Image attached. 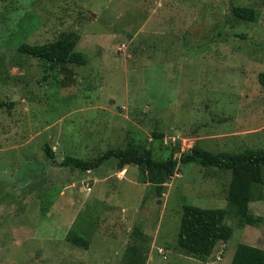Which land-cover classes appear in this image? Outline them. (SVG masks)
I'll return each instance as SVG.
<instances>
[{"label": "rangeland", "instance_id": "rangeland-1", "mask_svg": "<svg viewBox=\"0 0 264 264\" xmlns=\"http://www.w3.org/2000/svg\"><path fill=\"white\" fill-rule=\"evenodd\" d=\"M72 34L87 66L52 70L19 52ZM260 73L264 0H0V101L14 104L0 108V264H127L139 245L145 264H231L239 244L264 247V223L240 228L233 214V237L206 261L178 246L185 204L228 209L229 172L179 163L159 195L136 166H60L131 143L159 161L196 145L264 149ZM253 196L264 219V184ZM71 229L89 249L66 240Z\"/></svg>", "mask_w": 264, "mask_h": 264}, {"label": "trees", "instance_id": "trees-1", "mask_svg": "<svg viewBox=\"0 0 264 264\" xmlns=\"http://www.w3.org/2000/svg\"><path fill=\"white\" fill-rule=\"evenodd\" d=\"M233 15L239 20L252 23L257 22L259 16L255 9L247 7H235ZM77 45V37L72 34L44 45L22 44L19 52L49 64L52 70L64 68L68 64L87 66L89 60L77 51ZM258 78L264 89V73H260ZM13 106V103L0 101V108L12 109ZM43 149L49 160L55 159V152L48 144ZM112 160L117 161L119 172H123L128 166L138 167L141 171V182L154 186L159 195H163L166 185L176 175L179 163H194L231 174L227 192L228 209H203L190 204L183 206L177 241L179 248L186 255L206 261L219 243L228 244L234 235V229L226 225L230 214L238 220L240 228H259L264 223L263 217L253 214L250 208L254 188L264 184V149L246 148L240 153H213L196 145L179 159L173 156L168 160L159 161L154 158L150 149L131 143L126 148L109 149L92 159L67 156L60 166L90 172ZM135 233L136 237L142 236L139 230ZM66 240L77 247H90L89 240L81 236L76 229L70 230ZM147 258V248L143 249L141 245L131 246L127 250L125 261L127 264H145ZM231 264H264V247L239 244Z\"/></svg>", "mask_w": 264, "mask_h": 264}, {"label": "built area", "instance_id": "built-area-1", "mask_svg": "<svg viewBox=\"0 0 264 264\" xmlns=\"http://www.w3.org/2000/svg\"><path fill=\"white\" fill-rule=\"evenodd\" d=\"M87 192H88V193H91V192H92V189H91V188H88V189H87Z\"/></svg>", "mask_w": 264, "mask_h": 264}]
</instances>
